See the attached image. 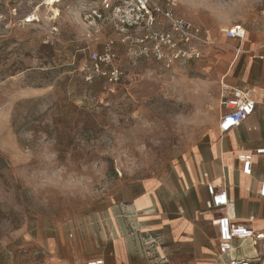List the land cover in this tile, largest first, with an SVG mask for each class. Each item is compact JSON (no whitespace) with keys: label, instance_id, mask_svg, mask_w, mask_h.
<instances>
[{"label":"rangeland","instance_id":"1","mask_svg":"<svg viewBox=\"0 0 264 264\" xmlns=\"http://www.w3.org/2000/svg\"><path fill=\"white\" fill-rule=\"evenodd\" d=\"M98 1L0 0V264H82L76 243L105 246L96 213L110 197L178 165L203 170L220 113L221 29L264 21V0H179L174 12L208 36L199 59L166 68L129 60L117 43L122 80L85 82L87 49L117 37L88 15Z\"/></svg>","mask_w":264,"mask_h":264},{"label":"crops","instance_id":"2","mask_svg":"<svg viewBox=\"0 0 264 264\" xmlns=\"http://www.w3.org/2000/svg\"><path fill=\"white\" fill-rule=\"evenodd\" d=\"M244 28L241 40L226 38L221 29L229 42L219 61L224 68L220 113L203 170L199 165H178L161 176L132 180L122 195L110 197L96 213L105 246L94 250L76 243L75 258L84 259L82 264L89 259H102L103 264H218L212 223L216 214L209 205L208 182L226 189L230 203L223 211L232 222L264 231V197L258 195L264 154H254L264 147V21ZM230 87L248 89L256 108L238 127L221 133V95ZM241 152L253 153L250 175L241 172ZM207 230L214 234L210 245L205 241ZM240 244L250 247L248 240Z\"/></svg>","mask_w":264,"mask_h":264},{"label":"built area","instance_id":"3","mask_svg":"<svg viewBox=\"0 0 264 264\" xmlns=\"http://www.w3.org/2000/svg\"><path fill=\"white\" fill-rule=\"evenodd\" d=\"M178 3L179 0H99L98 4L91 5L88 15L96 21H105L117 37L109 35L99 49H87L78 67L82 79L85 82L102 79L111 84L122 80L124 71L116 63L117 43L129 60L152 59L166 68L199 59V45L208 43V36L200 26L174 12ZM223 32L226 38L241 40L245 28L232 24ZM221 107L218 129L225 133L254 113L256 100L248 89L230 87L221 95ZM254 154H264V147L256 148ZM237 159L242 165L241 172L250 175L253 153L241 152ZM206 192L216 214L212 223L216 227L218 264H264V231L232 222L223 211L230 203L225 188L218 190L208 182ZM258 195L264 197V180ZM242 240L250 241L248 249L252 254L241 246ZM85 264H103V260L89 259Z\"/></svg>","mask_w":264,"mask_h":264}]
</instances>
